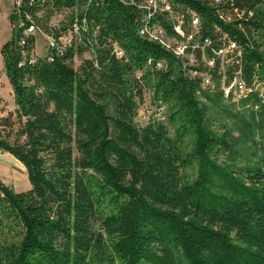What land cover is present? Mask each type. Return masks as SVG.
Returning <instances> with one entry per match:
<instances>
[{"label": "trees", "instance_id": "1", "mask_svg": "<svg viewBox=\"0 0 264 264\" xmlns=\"http://www.w3.org/2000/svg\"><path fill=\"white\" fill-rule=\"evenodd\" d=\"M174 2L199 15L203 35L237 44L228 78L264 80V0ZM73 8L51 31L49 18ZM24 13L56 39L73 22L85 30L61 54L39 57L34 34L9 14L0 55L14 108L3 114L0 96V152L23 166L29 188L0 179V264H264V96L226 110L231 126L218 132L200 99L217 103L221 93L139 36L140 10L128 0H24ZM145 89L168 105L172 136L162 122L135 121Z\"/></svg>", "mask_w": 264, "mask_h": 264}, {"label": "built area", "instance_id": "2", "mask_svg": "<svg viewBox=\"0 0 264 264\" xmlns=\"http://www.w3.org/2000/svg\"><path fill=\"white\" fill-rule=\"evenodd\" d=\"M23 1L13 0L11 11L18 15L16 24L23 28V34L41 32L30 13L20 14ZM128 2L140 10L135 20L137 34L169 52L181 72L188 78L198 80L201 89L219 91L222 97L228 100L246 98L251 93L261 95L264 80L257 76L252 77L249 83L239 76L238 71L232 78L227 77V67L237 62L240 50L226 35L217 39L203 35L200 17L195 11L187 7L181 8L174 0H128ZM80 29L85 30L84 23L82 22L79 28L77 23L73 22L72 27L57 39L46 34L49 52L54 50V53L61 54L66 44H70L71 41L77 42ZM20 43H23V40ZM114 50L117 56L122 54L121 49ZM35 57V54H31L30 60L33 61ZM146 65L161 69L164 62L161 60L152 62L148 59ZM163 113L162 102L156 100L152 101L151 106L144 108L140 116L143 122L148 123L155 121L154 116L160 117Z\"/></svg>", "mask_w": 264, "mask_h": 264}, {"label": "rangeland", "instance_id": "3", "mask_svg": "<svg viewBox=\"0 0 264 264\" xmlns=\"http://www.w3.org/2000/svg\"><path fill=\"white\" fill-rule=\"evenodd\" d=\"M11 9L10 0H2L1 6H0V47L1 45L6 42L11 35V26L9 23V11ZM75 14V9H63L59 12H55L48 20L47 25L50 28L51 31L54 29H59L63 25L68 24L71 16ZM38 17L42 16V11H39L37 13ZM35 42H34V48L35 51L39 54V57L46 56L49 54V47L47 45V37L46 33L44 32H35ZM34 51V52H35ZM37 55V54H36ZM89 57V54L87 52H83L80 57L75 56L73 58V66L74 68L78 67L81 60L83 58ZM2 65V59L0 55V96L2 98L1 106L3 111V114H5L8 110H12L14 108V102L12 98V91L10 84L5 79ZM261 95H258L259 98H262L264 96V90L260 91ZM249 97V96H248ZM247 98L242 99H224L220 98L217 103H210L205 101L204 99H200L203 103V105L206 108V115L207 118L210 120V123L212 124V127L218 131L222 132L224 127L229 128L231 126V118L228 116L227 111L235 112V111H244L250 107H252L251 99L248 101H245ZM152 104V97H151V91L150 89H145L142 95V102L139 103L136 111L135 121L138 124H145L143 120L141 119V112L144 108L151 106ZM164 113L158 117L154 116L153 119L155 121L159 120L158 122H161L166 124L169 134L172 136L174 133V127L167 119V112H168V105L166 103H163ZM253 108H256V106H253ZM227 110V111H226ZM234 135H236V132H234ZM182 152H188L190 149V142L187 137H185L182 141ZM226 156V153H219L218 154V161H223ZM239 161V160H237ZM242 162V161H241ZM196 170L197 165L196 162H192L191 164L187 165L184 169V174L189 180H193L196 176ZM0 179L8 185L10 188H12L15 192L24 191L29 188V183L27 180L26 172L23 168V166L10 154L5 152H0Z\"/></svg>", "mask_w": 264, "mask_h": 264}, {"label": "crops", "instance_id": "4", "mask_svg": "<svg viewBox=\"0 0 264 264\" xmlns=\"http://www.w3.org/2000/svg\"><path fill=\"white\" fill-rule=\"evenodd\" d=\"M1 2H2V0H0V6H1ZM10 4H11V9H12L13 0H10ZM11 9H10V11H9V14H10V12H11ZM34 51H35V48H34ZM35 54L39 55L36 51H35ZM43 56H44V55H43ZM3 75H4L5 79H6V76H5L4 73H3Z\"/></svg>", "mask_w": 264, "mask_h": 264}]
</instances>
